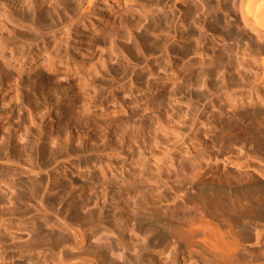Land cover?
<instances>
[{"label":"clouds","instance_id":"1","mask_svg":"<svg viewBox=\"0 0 264 264\" xmlns=\"http://www.w3.org/2000/svg\"><path fill=\"white\" fill-rule=\"evenodd\" d=\"M0 264H264V0H0Z\"/></svg>","mask_w":264,"mask_h":264},{"label":"bare ground","instance_id":"2","mask_svg":"<svg viewBox=\"0 0 264 264\" xmlns=\"http://www.w3.org/2000/svg\"><path fill=\"white\" fill-rule=\"evenodd\" d=\"M13 116H15V113H13ZM216 190H217L218 193L223 191V190H225V185H223L222 183H217L216 184ZM123 215H127V214L125 213ZM108 221H109V213L108 214L104 213V216L102 218V222L107 224V225H109L107 223ZM140 227H141V230H143V228H147L148 225L142 223ZM158 237L161 239V243H162L163 233H157V236L152 237V238L149 239V241H148V247L149 248H156V247L161 246V244H158L156 242ZM124 239H125V241H127V239H128V236H127L126 233L124 234ZM149 257H151L153 260H157V257H155L151 252H144L142 257H141V259L146 261Z\"/></svg>","mask_w":264,"mask_h":264},{"label":"rangeland","instance_id":"3","mask_svg":"<svg viewBox=\"0 0 264 264\" xmlns=\"http://www.w3.org/2000/svg\"><path fill=\"white\" fill-rule=\"evenodd\" d=\"M105 213H106V214L109 213V221H108L107 223L109 224V226H111V224H112L113 221H112V218H111L110 211H107V210H106ZM104 221H105V220H104ZM126 234H127V233H126Z\"/></svg>","mask_w":264,"mask_h":264}]
</instances>
